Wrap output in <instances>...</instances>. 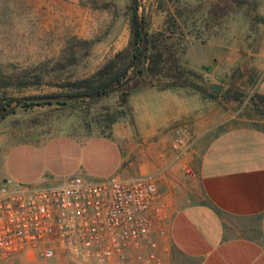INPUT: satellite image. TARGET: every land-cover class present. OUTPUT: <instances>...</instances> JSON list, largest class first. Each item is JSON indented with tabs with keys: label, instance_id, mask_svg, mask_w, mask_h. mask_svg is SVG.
Masks as SVG:
<instances>
[{
	"label": "crops",
	"instance_id": "obj_1",
	"mask_svg": "<svg viewBox=\"0 0 264 264\" xmlns=\"http://www.w3.org/2000/svg\"><path fill=\"white\" fill-rule=\"evenodd\" d=\"M218 46L191 42L182 57L208 92L227 74L224 47L220 54ZM133 81L129 113L113 124L110 137L0 139V183L49 185L71 176L130 178L167 170L181 187L172 196L165 235L157 238L164 264H264V128L231 122L216 95ZM177 126L191 131L193 145L184 155L170 145ZM185 168L187 177L180 174Z\"/></svg>",
	"mask_w": 264,
	"mask_h": 264
},
{
	"label": "rangeland",
	"instance_id": "obj_2",
	"mask_svg": "<svg viewBox=\"0 0 264 264\" xmlns=\"http://www.w3.org/2000/svg\"><path fill=\"white\" fill-rule=\"evenodd\" d=\"M217 3L226 7L220 18L209 15ZM137 6L147 39L165 32L170 36L166 45L186 49L191 42L209 40L219 45L220 54L223 46L227 74L219 81L222 91L214 94L231 122L264 128V102L256 96L264 97V0L240 6L232 0H138ZM132 7L134 0H0V104L13 101L0 108V139L14 144L41 143L60 134L76 141L110 137L113 124L108 118L129 113L127 105H121L119 90L99 99L29 102L5 111L23 98L76 96L62 85L89 78L127 46ZM173 21L179 28L170 35ZM201 82L205 86L204 78ZM187 170L180 174L187 177ZM143 175L155 181L157 204L166 218L181 186H175L176 177L167 170ZM0 264L98 263L62 254L42 258L37 251H26Z\"/></svg>",
	"mask_w": 264,
	"mask_h": 264
},
{
	"label": "built area",
	"instance_id": "obj_3",
	"mask_svg": "<svg viewBox=\"0 0 264 264\" xmlns=\"http://www.w3.org/2000/svg\"><path fill=\"white\" fill-rule=\"evenodd\" d=\"M264 58V54H263ZM177 155L193 145L187 126L173 128ZM165 215L151 176H71L58 184L0 186V261L37 251L98 264H164L157 254Z\"/></svg>",
	"mask_w": 264,
	"mask_h": 264
},
{
	"label": "trees",
	"instance_id": "obj_4",
	"mask_svg": "<svg viewBox=\"0 0 264 264\" xmlns=\"http://www.w3.org/2000/svg\"><path fill=\"white\" fill-rule=\"evenodd\" d=\"M247 0H232L236 6L243 5ZM224 3L215 4L209 15L214 18L224 16L226 9ZM170 35L175 33L179 26L173 21L169 25ZM131 38L127 46L113 55L101 68L92 76L82 80L67 82L62 87L74 91L72 95H92L109 90L123 82L129 73L132 72L133 66L139 56L142 45V37L139 31V21L132 7L130 18ZM169 35L165 32H158L147 39V50L139 64L135 83H141L145 86H156L160 89L172 88H190L203 96H215L216 94L207 91V88L198 83L202 77L197 72L185 66L182 57L185 49L176 47V43L170 45L163 44ZM166 43V42H165ZM202 83V82H201ZM128 87L120 89L121 105L127 103ZM257 99L264 102V97L256 95ZM237 100V97H235ZM13 101L8 100L5 104H0V108L8 107ZM124 112L119 113V118L123 117ZM115 116L109 117L108 121L114 124L119 119Z\"/></svg>",
	"mask_w": 264,
	"mask_h": 264
},
{
	"label": "water",
	"instance_id": "obj_5",
	"mask_svg": "<svg viewBox=\"0 0 264 264\" xmlns=\"http://www.w3.org/2000/svg\"><path fill=\"white\" fill-rule=\"evenodd\" d=\"M137 2L138 0H134V10L135 13L137 14V10H138V6H137ZM139 31L142 37V48L141 51L139 53V56L133 66V70H132V75L127 77L123 82H121L120 84H118L117 86L106 90L104 92L101 93H97V94H92V95H76V96H72V97H65V98H60L57 96H50V97H31V98H23L18 100L12 107L8 108L5 112L6 113H10L13 112L16 108L20 107L23 103H29V102H40V101H58V100H81V99H89V100H93V99H99L102 97H106L109 94L116 92L126 86L129 85V83L136 77L138 68H139V64L143 58L144 53L147 50V38H146V33L144 30V27L142 26L141 22H139ZM210 92L213 93H220L222 91V87L219 85H215V84H211L208 87ZM3 113H0V115H2Z\"/></svg>",
	"mask_w": 264,
	"mask_h": 264
}]
</instances>
